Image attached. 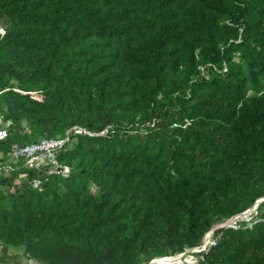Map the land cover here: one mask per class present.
Segmentation results:
<instances>
[{"label":"trees","instance_id":"obj_1","mask_svg":"<svg viewBox=\"0 0 264 264\" xmlns=\"http://www.w3.org/2000/svg\"><path fill=\"white\" fill-rule=\"evenodd\" d=\"M0 93V163L82 130L68 179L32 190L35 172L9 173L13 264H148L264 198V0H0ZM256 213L199 264H264V201Z\"/></svg>","mask_w":264,"mask_h":264},{"label":"built area","instance_id":"obj_2","mask_svg":"<svg viewBox=\"0 0 264 264\" xmlns=\"http://www.w3.org/2000/svg\"><path fill=\"white\" fill-rule=\"evenodd\" d=\"M81 133L77 127H73L66 131L63 136L55 138H41L35 142L25 144L23 146H14L7 154V158L0 163V175L9 174L11 172L19 171L24 168L27 171L35 172L36 176L27 179L25 174H19V177L28 180L29 189L40 190L42 184L50 178L68 179L70 176V167L61 162L60 156L66 151L69 142L70 132ZM9 136V123L0 114V141H3ZM21 179V178H19ZM256 208L252 210H245L236 216L221 220L212 225V227L205 233L202 243L195 247L186 249L183 254H187L189 258L193 257L194 253L198 255L195 264L203 261L204 255L208 253L210 248L216 245L222 229H239L243 223L245 227H250L256 220ZM254 220V221H253ZM207 237V238H206ZM187 262H185L186 264ZM180 264V263H177ZM189 264V263H187Z\"/></svg>","mask_w":264,"mask_h":264},{"label":"rangeland","instance_id":"obj_3","mask_svg":"<svg viewBox=\"0 0 264 264\" xmlns=\"http://www.w3.org/2000/svg\"><path fill=\"white\" fill-rule=\"evenodd\" d=\"M7 83H8V86H10L12 88H16L17 87V82L16 81L14 82V81L10 80V81H7ZM0 96H1V93H0ZM9 126H10V123H9ZM19 130L22 131V132L24 131L25 134H26V137L29 140L33 139V138H38V137H43L44 136V134H42L41 132H39V131H37V130H35L33 128H30V122L28 120H26V122L25 121L21 122V126H19ZM9 175L10 174H8V175L5 174L4 175V174L1 173V175H0V192L7 193L9 191H12V185H17L21 181H23L22 179H19L16 176L15 179L13 181L11 180V182H10L11 176H9ZM91 190L94 191L93 188ZM183 253H181L179 256L176 255L178 257V263H180V264H185V262H187L189 264H195L196 263V260L198 259V255L195 256V254H199V253H194L192 258H189L187 256V254H183ZM24 261H25V263L29 262V261H26V260H24ZM29 263L37 264L36 262H33V261H30ZM156 264H177V262L176 263H170V262H165V261L161 262L160 261L159 263H156Z\"/></svg>","mask_w":264,"mask_h":264},{"label":"crops","instance_id":"obj_4","mask_svg":"<svg viewBox=\"0 0 264 264\" xmlns=\"http://www.w3.org/2000/svg\"><path fill=\"white\" fill-rule=\"evenodd\" d=\"M17 253L18 251L15 249H9L6 251H2V253L0 252V259H2L3 257L4 262H6L7 264H13V261H14L13 257L16 256ZM21 264H29V263L27 262L25 263V261L22 259Z\"/></svg>","mask_w":264,"mask_h":264},{"label":"water","instance_id":"obj_5","mask_svg":"<svg viewBox=\"0 0 264 264\" xmlns=\"http://www.w3.org/2000/svg\"><path fill=\"white\" fill-rule=\"evenodd\" d=\"M262 201H264V198H262L261 200H259L258 202H256L251 208H249V210L255 209V208L257 207V205H258L260 202H262ZM179 255H180V254H179ZM179 255H177V256H179ZM177 256L175 255V256H172V257L156 258V259H154V260H151L149 264H156L155 262L163 261V260H167V259H169V260H172L173 258H174V259H177V258H178Z\"/></svg>","mask_w":264,"mask_h":264},{"label":"bare ground","instance_id":"obj_6","mask_svg":"<svg viewBox=\"0 0 264 264\" xmlns=\"http://www.w3.org/2000/svg\"><path fill=\"white\" fill-rule=\"evenodd\" d=\"M163 261H165V262H170V263H178V258L177 259H172V260H169V259H167V260H163ZM160 261H158V262H156V263H159ZM162 262V261H161Z\"/></svg>","mask_w":264,"mask_h":264}]
</instances>
